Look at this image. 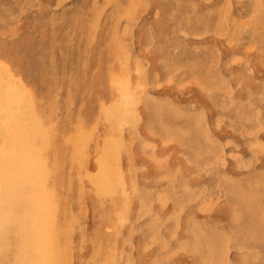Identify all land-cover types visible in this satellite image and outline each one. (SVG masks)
<instances>
[{
  "label": "rangeland",
  "instance_id": "1",
  "mask_svg": "<svg viewBox=\"0 0 264 264\" xmlns=\"http://www.w3.org/2000/svg\"><path fill=\"white\" fill-rule=\"evenodd\" d=\"M253 1L261 3L260 7L255 5L257 13L252 16V12L245 11L249 0H228L229 4L227 0H0V82L14 87L31 106L41 110L54 128L53 144L69 140L81 123L96 127L99 137L104 133L105 116L115 113L122 104L117 85L123 73L128 75L134 88L143 85L145 89L142 91L144 101L136 102L130 96L128 105L126 103L118 114L129 118L123 129V141H127L128 147L120 156L115 155L118 161L113 166L116 172L118 165L117 175L133 179L136 195H124L118 178L112 182L119 183L112 186L113 196L96 197L91 190L81 193L78 179L86 181L85 176L80 173L78 177L74 173L72 178L70 170L68 172L71 158L62 161L61 172L67 190L61 191L64 201L59 202L58 210L62 221L65 217L70 220L64 222L66 226L78 228L65 237V240H72L71 244H77L70 264H106L112 258L117 264H154L156 261V264H264V213H260L264 211V206L260 207V203L264 205V67L255 61V58H264V21H261L264 20V0ZM225 36L231 43L228 44ZM234 70L238 71L237 75ZM145 97H151V102ZM157 100L161 103L171 101V108L178 110L180 107L179 111L172 114L169 104L166 109L167 105L162 106ZM147 102L155 104L153 107L157 110L146 105ZM157 102L160 105L156 106ZM151 107L157 111L154 110V115ZM163 107L166 113L161 112ZM146 108L150 111L146 112ZM181 109L188 117L180 116ZM146 120L152 136L143 134L141 124ZM178 127H181L180 132L176 133ZM186 128L189 132H185ZM115 136L117 134L113 133L112 138ZM142 137L152 142L148 148L142 147ZM111 142L116 146V140ZM250 142L255 143L257 149ZM62 145L71 151L67 141ZM99 146L91 144L89 147L95 153ZM195 148L199 150L196 152ZM168 152L171 158H166ZM152 153L153 157L161 156L156 157L159 170L152 168L143 157ZM92 165L88 162L86 168H94ZM67 174L72 182H67ZM85 187L83 189L87 190ZM70 191L75 193L73 197L69 196ZM252 191H257L253 193L256 198ZM243 196L246 199L243 200ZM67 198L71 199L66 201ZM67 207L73 212V219L64 214L62 209L66 211ZM259 226L262 227L258 229ZM225 230H229L228 233ZM228 235L229 238L224 237ZM62 244L67 245V241ZM110 247L115 249L111 251ZM175 247L179 250L175 251ZM249 248L256 252L255 255L251 250L250 254ZM95 258H99L98 262Z\"/></svg>",
  "mask_w": 264,
  "mask_h": 264
},
{
  "label": "bare ground",
  "instance_id": "2",
  "mask_svg": "<svg viewBox=\"0 0 264 264\" xmlns=\"http://www.w3.org/2000/svg\"><path fill=\"white\" fill-rule=\"evenodd\" d=\"M256 1V0H255ZM177 2V1H176ZM217 2V1H216ZM246 2V1H245ZM222 3V2H221ZM220 3V4H221ZM224 3V2H223ZM228 3V0H227ZM226 3V5H227ZM261 3V2H260ZM260 3H254L253 0H249V4H248V9L245 10L248 13H251L252 16L257 13L256 12V8H257V4L260 7ZM205 4V3H204ZM216 4V3H215ZM219 4V5H220ZM229 4V3H228ZM239 5V4H238ZM256 5V8H255ZM206 6V4H205ZM221 6V5H220ZM264 7V6H262ZM232 8V7H231ZM240 8V7H239ZM236 9V8H235ZM218 10V9H217ZM227 10V9H226ZM258 10V9H257ZM175 11V10H174ZM229 11V10H228ZM236 12V11H235ZM241 12V11H240ZM216 13V12H215ZM244 14V13H243ZM247 14V13H246ZM228 15V14H227ZM256 15V14H255ZM217 16V15H216ZM231 16H233L231 14ZM237 16V14H236ZM259 17V15L257 16ZM226 18V16H225ZM245 18V17H244ZM216 19V18H215ZM231 19V17H230ZM239 19V18H238ZM249 19V17L247 18ZM251 19V18H250ZM258 21V18H256ZM232 21V20H231ZM264 21V20H261ZM236 22V21H235ZM234 22V23H235ZM215 23V22H214ZM222 23V22H221ZM223 23H225V21H223ZM252 23V22H251ZM257 23V22H256ZM226 24V23H225ZM223 24V25H225ZM246 24V23H245ZM258 24V23H257ZM260 24V23H259ZM222 25V26H223ZM227 25V24H226ZM247 25V24H246ZM245 26H241V27H246ZM250 25V24H249ZM249 25L247 27H249ZM258 26V25H257ZM256 26V27H257ZM264 26V25H263ZM239 27V26H238ZM238 27H235L238 29ZM251 27V25H250ZM260 27V26H259ZM262 28V27H261ZM259 28V30L261 29ZM222 29V28H221ZM220 29V30H221ZM241 29V28H240ZM244 29V28H243ZM248 29V28H247ZM251 29V28H250ZM258 29V28H257ZM214 30V28H213ZM219 30V29H218ZM235 30V29H234ZM252 30V29H251ZM250 30V31H251ZM254 30H255V26H254ZM261 31V30H260ZM181 32H183L181 30ZM221 32H225L221 30ZM232 32V31H231ZM238 32V31H237ZM235 32V33H237ZM239 32H241L239 30ZM238 32V33H239ZM249 32V31H248ZM259 32V31H258ZM186 33V32H185ZM228 33V31H227ZM234 33V31H233ZM251 33V32H249ZM184 34V33H183ZM187 34V33H186ZM185 34V35H186ZM260 34V32L258 33ZM188 35V34H187ZM220 35V34H219ZM236 35V34H235ZM250 35V34H249ZM256 35H257V30H256ZM253 36V35H252ZM225 40L228 39L227 36H225ZM236 37V36H235ZM242 37V36H241ZM260 37V35H259ZM224 38V37H223ZM233 38V37H232ZM231 38V39H232ZM239 38L240 37H236ZM263 38V37H261ZM260 38V39H261ZM243 39V38H242ZM251 38H249L250 40ZM259 39V38H258ZM234 40V38L232 39ZM247 40V39H246ZM249 40H248V45H249ZM227 41V40H226ZM235 42H237L236 40H234ZM233 41V42H234ZM208 42V41H207ZM211 42V41H210ZM222 42L219 41V43ZM228 42V41H227ZM226 43V42H225ZM231 42H228V44ZM237 44V43H236ZM235 44V45H236ZM253 44V43H252ZM241 45V44H240ZM251 45V42H250ZM253 46V45H252ZM251 46V47H252ZM225 47V46H224ZM241 47V46H240ZM245 47V46H244ZM217 48V47H216ZM231 48V47H230ZM239 48V47H238ZM176 49V48H175ZM257 49V48H256ZM259 49V48H258ZM219 50V49H217ZM251 50V48L249 49ZM253 50V49H252ZM259 51V50H258ZM262 51V50H261ZM219 52V51H218ZM256 52V51H255ZM243 53V52H242ZM264 53V52H263ZM221 54V53H220ZM237 54V53H236ZM235 54V55H236ZM211 55V54H210ZM234 55V54H233ZM232 55V57H233ZM257 56V55H256ZM264 56V55H263ZM220 58V57H219ZM218 58V59H219ZM229 58V57H228ZM244 58V57H243ZM130 59V58H129ZM161 59H163L161 57ZM234 59V58H233ZM242 59V58H241ZM146 61V60H145ZM232 61V59H231ZM236 61V60H235ZM256 64L257 65H263L264 67V58L261 59H256ZM230 62V61H229ZM228 62V63H229ZM197 63V62H196ZM219 63V61H218ZM217 63V64H218ZM226 63V64H228ZM231 63V62H230ZM229 63V64H230ZM236 63V62H234ZM240 63V61H239ZM245 63V62H244ZM263 63V64H262ZM204 64V62H203ZM246 64V63H245ZM120 65V64H119ZM172 65V63H171ZM208 65V64H207ZM235 65V64H234ZM218 66V65H217ZM138 67V66H137ZM210 67V66H209ZM219 68V67H218ZM229 68V67H228ZM252 68V67H251ZM257 68L259 69V67L257 66ZM166 69V67H165ZM180 69V68H179ZM142 70V69H141ZM145 70V69H144ZM178 70V69H177ZM233 70V69H232ZM248 70V69H247ZM140 71V70H139ZM236 72V70H234ZM127 73V70L125 71ZM220 72V71H219ZM238 72V71H237ZM237 72L235 73L237 75ZM240 72V71H239ZM250 72V71H249ZM130 73V72H129ZM138 73V71L136 72ZM144 73V72H143ZM173 73H175L173 71ZM178 73V72H177ZM232 73V72H231ZM132 74V73H131ZM130 74V75H131ZM146 74V73H144ZM142 74V76L144 75ZM171 74V73H170ZM169 74V75H170ZM240 74V73H239ZM124 77L121 79V81L118 83V99L120 101V103H122L120 105V107H118V109L116 110V112L110 115H106V124H107V128H104V133L99 137L98 134L99 132L97 131L96 127L92 128L93 126H88V125H84L83 123H81L80 128L76 131V133L74 135H72V137L69 138V140H62L60 143L58 144H53V139L51 140V138L53 137L54 134V128L52 126L49 125V123L47 122L46 118H44L43 113L41 112V110L38 107L35 106H31L29 104L28 99L20 94V92H18L14 87H12L11 85L7 84V83H2L0 82V148H1V155H0V264H70L72 262L73 255L75 254L76 250H77V244H71L72 240H65L66 236H69L70 231H77L78 228H76V224L72 225L75 226L74 227H70V225L66 226L64 224V222H70V220L68 221L67 217L63 218V221L61 219V212L58 210V206H59V202H63L64 198L62 196V190H67L66 186H64L65 183V178L63 177L64 174L62 175V161L65 160L67 162V158H71L69 160V164L68 166L70 167V169H68V172L70 170V176L72 178H74V175H78V177H81V174L83 176H85L86 181H84L82 178L78 179V184L80 183V186L78 187V191H80L81 193L84 191H92L93 193H95L94 195H98V196H102L105 198V196L107 197V195H112L113 193V189L112 186H114L112 183L113 179L115 181V179L118 178V180L120 181V185H121V190L123 193H125L124 195H126V193H128V197L130 196V194L132 193L136 195L138 193L137 189H136V185L133 183V179H129L126 177V179L122 176L117 175V169H118V165L116 167V172H114V165L115 162H117L118 160L115 158L120 156L123 151L126 150V148L128 147V143L127 141H123L125 139H123V129H124V124L127 125V121L129 120V118L124 114L119 116L118 114L121 113L124 110V105H126L127 102H129L128 97L132 96L133 98L136 99V102L139 101V103L143 100V94L142 91H145L143 85H140L134 88L132 86V83H130L129 81V77L127 74H124ZM199 75V74H198ZM235 75V77H236ZM139 76V74H136V77ZM159 76V75H158ZM172 76V74H171ZM191 76V75H190ZM189 76V77H190ZM194 76V75H193ZM200 76V75H199ZM198 76V77H199ZM224 76V75H223ZM128 77V78H127ZM157 77V75H156ZM167 77V76H166ZM169 77V76H168ZM245 77V76H244ZM174 81V78H172ZM195 79V78H194ZM232 79V78H231ZM198 80V79H197ZM208 80V79H207ZM242 80V79H241ZM256 80V79H255ZM156 81H158L156 79ZM181 81V80H179ZM209 81V80H208ZM240 81V79H239ZM238 81V82H239ZM245 81V80H244ZM152 80H150V84ZM176 82V81H175ZM227 82V81H226ZM209 83V82H208ZM138 84V83H137ZM147 84V83H146ZM148 84V85H150ZM174 84V83H173ZM244 84V83H243ZM157 85V83L154 84V86ZM198 85V83H197ZM200 85V83H199ZM220 85V84H219ZM232 85V84H231ZM237 85H240L239 83ZM151 86V85H150ZM152 86V87H154ZM176 86V85H175ZM183 86V85H182ZM185 86V85H184ZM209 86V85H208ZM245 86V85H244ZM248 86V85H247ZM156 87V86H155ZM189 87V86H188ZM195 87V86H194ZM199 87V86H198ZM229 87V85H228ZM146 88V87H145ZM193 88V87H192ZM200 88V87H199ZM204 88V87H203ZM217 88V87H216ZM222 88V85H221ZM238 88V87H235ZM249 88V87H248ZM263 88V87H262ZM172 89V88H171ZM177 89V87H176ZM251 89V88H250ZM264 89V88H263ZM168 90V89H167ZM228 90H230V88H228ZM249 90V89H248ZM195 91V90H193ZM217 91H219L217 89ZM226 91V89H225ZM251 91V90H250ZM148 92V91H147ZM174 92V91H173ZM197 92V91H196ZM229 92V91H228ZM198 93V92H197ZM254 93V91H253ZM147 94V93H146ZM150 94V93H148ZM230 94V93H229ZM155 95V94H154ZM231 95V94H230ZM260 95V93H259ZM151 96V94L149 95ZM154 97V96H153ZM152 97V98H153ZM178 97V95H177ZM247 97V96H246ZM245 97V98H246ZM132 98V99H133ZM146 98V97H145ZM151 97H148L146 99H148L150 101ZM156 99H159L160 97H154ZM210 98V97H209ZM213 98V96H212ZM233 100L234 97L232 95ZM231 98V99H232ZM260 98V97H259ZM131 99V100H132ZM133 99V104L135 103ZM155 99V102H156ZM166 99V98H164ZM200 99V97L198 98ZM250 99V98H249ZM152 100V99H151ZM162 100V98L160 99ZM157 100L160 102V104L162 106H166V109H168V104L171 103V101L168 102H163L162 101ZM260 100V99H259ZM144 101V100H143ZM146 101V100H145ZM154 102V100H152ZM205 101V100H204ZM151 102V101H150ZM233 102V101H232ZM192 103V102H191ZM206 103V102H205ZM242 103V101H241ZM41 106L43 108H45V104L44 102L40 103ZM137 104V103H136ZM135 104V105H136ZM151 104V103H150ZM158 102L156 103V106L160 105L158 104ZM165 104V105H164ZM128 105V103H127ZM148 105V102L147 104ZM152 105V104H151ZM148 105V106H151ZM155 105V104H154ZM152 105V107L154 106ZM170 105V109L171 110L173 108V110H175L176 107L171 108V104ZM233 106V103L231 105V107ZM48 108H50L49 105H47ZM151 107V108H152ZM144 108V107H143ZM149 108V107H147ZM146 108V112H149L150 108L147 109ZM155 108V107H153ZM152 108V109H153ZM159 108V107H158ZM164 108V107H163ZM161 109L165 111L166 113V109ZM180 108V107H179ZM179 108L176 111H168L172 114H174L175 112L179 111ZM210 108V107H209ZM234 108V107H232ZM151 111H153V115H154V110L153 109ZM201 109V108H200ZM145 110V109H144ZM157 110V109H156ZM155 110V111H156ZM204 110V107H203ZM235 110V109H234ZM159 111V109H158ZM182 111V109H181ZM206 111V110H205ZM145 112V113H146ZM157 112V111H156ZM160 112V111H159ZM184 111H182L181 115H185L183 114ZM125 113V112H124ZM186 113V112H185ZM212 113V112H211ZM188 114V113H187ZM187 114L185 115V117L187 116ZM228 114V113H227ZM176 115V113H175ZM241 115V114H240ZM120 118H119V117ZM132 116V115H131ZM129 115V117H131ZM148 116V114H147ZM159 117H161V114L158 115ZM158 116H155L158 118ZM174 116V115H173ZM218 116V115H217ZM227 116V115H226ZM134 117V116H133ZM154 117V116H153ZM188 117V116H187ZM241 117V116H240ZM261 117V116H260ZM163 118V117H162ZM226 118V117H225ZM134 119V118H133ZM148 119V118H147ZM221 119V118H220ZM220 119H218V121L220 122ZM259 119V118H258ZM261 119V118H260ZM160 120V119H159ZM224 120V119H223ZM87 121V120H86ZM161 121V120H160ZM165 120L163 119V122ZM201 121V120H200ZM263 121V119H262ZM135 121L132 120V123H134ZM166 122V121H165ZM164 122V123H165ZM242 122V121H241ZM261 122V121H260ZM131 123V121H130ZM162 123V122H161ZM243 123V122H242ZM241 123V124H242ZM90 124V123H89ZM94 124V123H93ZM159 124V123H158ZM163 124V123H162ZM173 124V123H172ZM244 124V123H243ZM95 125L96 122H95ZM94 125V126H95ZM133 126V124H131ZM149 125L150 123L146 121H144L141 124L142 127V131L144 135H150L152 136V133L150 132L149 129ZM170 125V124H166ZM260 125V124H259ZM257 125V126H259ZM109 126V127H108ZM130 126V125H129ZM130 126V127H132ZM165 126V125H164ZM164 126H161L163 129ZM176 126V125H175ZM213 126V125H212ZM243 126V125H241ZM254 125V127H257ZM151 127V126H150ZM235 127V126H233ZM232 127V128H233ZM260 127V126H259ZM168 128L170 129V127H167L166 129L168 130ZM177 128V126L175 127ZM181 128V127H180ZM180 128L178 127L177 132H180ZM185 128V127H184ZM152 129V128H151ZM189 132V129L186 128ZM206 129V127H205ZM252 129L249 127V130ZM255 129V128H254ZM253 129V130H254ZM264 129V127H263ZM203 130V129H201ZM217 130V129H216ZM166 131V130H165ZM171 131V130H170ZM170 131H168V134L170 133ZM174 131V132H175ZM241 131V130H240ZM261 131V130H260ZM173 132V130H172ZM207 132V131H206ZM116 133L117 136L112 138V134ZM175 133V134H176ZM203 133V132H202ZM230 133V132H229ZM258 133V132H257ZM171 134V133H170ZM169 134V135H170ZM184 136H186V134L181 133ZM180 134V135H181ZM190 134V133H189ZM255 134V133H254ZM173 135V134H172ZM209 135V134H208ZM258 135V134H257ZM155 136V135H154ZM171 136V135H170ZM170 136H168L167 138L170 139ZM175 136V135H174ZM179 136V134L177 135ZM176 136V137H177ZM138 137V136H137ZM140 137V136H139ZM203 137V136H202ZM208 136H206L207 139ZM256 137V136H255ZM259 137H261L259 135ZM166 138V137H165ZM164 138V139H165ZM174 138V137H172ZM178 138V137H177ZM210 137H208L209 139ZM144 141L141 142L142 147H147L149 145L152 144V142H150L149 138H143ZM176 139V138H175ZM184 139V138H183ZM212 139V137H211ZM223 139V138H222ZM252 139V138H249ZM111 140H116L117 142L115 143L116 146L111 142ZM127 140V138H126ZM128 140H136V139H128ZM161 140V139H160ZM173 140V139H172ZM181 140V139H180ZM179 140V141H180ZM64 141H67L68 144L71 145V151L69 152L67 149L63 148V143ZM175 141V140H174ZM173 141V142H174ZM178 141V142H179ZM184 141V140H183ZM212 141V140H211ZM248 141V140H247ZM250 141V140H249ZM161 142V141H160ZM252 142V141H251ZM250 142V145L252 144ZM135 143V142H134ZM180 143V142H179ZM183 143V142H182ZM94 144L96 146H99V149L94 153V151H92L90 149V145ZM181 144V143H180ZM255 144V143H254ZM252 144V146L254 147L255 145ZM135 145V144H134ZM248 144V146H250ZM164 146H168L166 144H164ZM69 147V146H68ZM136 147V146H135ZM148 148V147H147ZM255 149H257L256 147H254ZM197 149V148H195ZM252 149V148H251ZM254 149V150H255ZM199 149L196 150V152ZM140 151V150H139ZM61 152V153H60ZM153 152V151H152ZM166 152V151H165ZM144 153V152H143ZM169 153V152H168ZM172 153V152H171ZM234 153V152H233ZM182 154V153H181ZM241 154V153H240ZM149 156V157H148ZM143 155V157H145V159L150 163V166L156 167V157H161L159 156H154L153 157V153L152 155ZM173 156V155H172ZM171 158V154H166V158ZM157 158V159H158ZM257 158V157H256ZM116 159V160H115ZM160 160V159H159ZM76 161V162H75ZM144 161V160H143ZM88 162L91 163L92 162V166L94 168L88 170L86 168V166H88ZM159 162V161H158ZM157 162V165H158ZM243 162V161H242ZM169 163V162H168ZM205 163V162H204ZM73 164V165H72ZM120 164V163H117ZM146 164V163H145ZM149 166V165H148ZM158 167V166H157ZM159 170V168H157ZM209 167V165H208ZM202 168L204 169L205 167L202 166ZM211 168V167H210ZM254 168V167H253ZM206 169V168H205ZM208 169V168H207ZM78 170V173H76ZM84 170V172L82 173L81 171ZM113 170V171H112ZM119 170V169H118ZM128 170V169H127ZM132 170V169H130ZM211 170V169H209ZM216 170V169H215ZM161 171V170H160ZM65 172V171H64ZM134 172V171H133ZM132 172V173H133ZM152 172V171H151ZM211 172V171H210ZM214 172V171H213ZM75 173V174H74ZM81 173V174H80ZM122 173V172H121ZM129 173V172H127ZM135 173V172H134ZM228 173V172H227ZM69 174V173H68ZM67 178H69V175ZM74 174V175H72ZM119 174V173H118ZM159 174V172H158ZM216 174V172H215ZM136 174H134L135 176ZM170 175V174H169ZM168 175V176H169ZM176 175V174H175ZM224 175V174H223ZM230 175V174H229ZM65 176V177H66ZM153 176V175H152ZM165 176V175H163ZM231 176V175H230ZM76 177V178H78ZM120 177H122L120 179ZM131 177V175L129 176ZM133 177V176H132ZM154 177V176H153ZM158 177V176H157ZM154 177V178H157ZM72 178H69V180L67 182H70L72 180ZM136 178V176H135ZM147 178V177H146ZM161 178V177H160ZM174 178V177H173ZM172 178V179H173ZM176 179V178H175ZM189 179V178H188ZM245 180V178H244ZM84 181V182H83ZM118 181V182H119ZM135 181V180H134ZM218 181V180H217ZM233 181V180H232ZM72 182V181H71ZM117 182V180H116ZM175 182V181H174ZM263 182V181H262ZM85 183V184H84ZM253 183V182H252ZM119 184V183H118ZM115 184V185H118ZM207 185V183H206ZM223 185V184H222ZM262 185V184H259ZM70 186V183L67 184V187ZM75 186V185H73ZM87 186V190L86 187ZM211 186V185H210ZM218 186V185H217ZM233 186V185H232ZM72 187V186H71ZM83 187L85 189H83ZM220 187V186H219ZM259 187V186H258ZM114 188V187H113ZM115 188H117L115 186ZM114 188V190H116ZM223 188V187H222ZM234 188V187H233ZM232 188V189H233ZM72 189V188H71ZM152 189V188H151ZM255 189V188H253ZM252 189V190H253ZM244 190V189H243ZM72 191V190H71ZM69 193V196L72 195L73 192ZM90 191V192H91ZM120 191V190H119ZM150 191V190H149ZM208 191V190H207ZM210 191V189H209ZM246 191V190H245ZM69 192V191H68ZM75 192V191H74ZM116 192V191H115ZM114 192V193H115ZM166 192V191H164ZM211 192V191H210ZM67 192H65L66 194ZM118 193V192H117ZM121 193V192H120ZM205 193V192H204ZM256 193L257 191L254 192L252 191V194ZM64 194V195H65ZM75 194V193H73ZM245 194V193H243ZM254 195V198H256ZM79 195V194H78ZM116 195V194H115ZM156 195V194H155ZM162 195V194H161ZM209 195V194H208ZM213 195V194H212ZM96 196V197H98ZM113 196V195H112ZM121 196V195H120ZM123 196V194H122ZM166 196V195H165ZM207 196V195H206ZM245 196V195H244ZM243 196V197H244ZM248 196V195H247ZM251 196V195H250ZM250 196L249 199H250ZM75 197V196H74ZM126 197V196H125ZM126 197V199L129 200V198ZM158 197V196H157ZM163 197V196H162ZM63 198V199H62ZM66 198V196H65ZM102 198V199H104ZM114 198V197H112ZM120 198V197H119ZM131 198V197H130ZM134 198V197H133ZM159 198V197H158ZM212 198V197H211ZM221 198V197H220ZM68 199L71 198H67L66 201H68ZM73 199V198H72ZM95 199V198H94ZM111 199V197H110ZM109 199V200H110ZM160 199V198H159ZM166 200V198H163ZM162 199V200H163ZM246 199V197L243 198V200ZM253 199V198H252ZM250 199V200H252ZM79 200V198H78ZM101 200V198L99 199V201ZM115 200V199H114ZM113 200V201H114ZM117 200V197H116ZM115 200V201H116ZM127 200V201H128ZM161 200V201H162ZM219 200V199H218ZM258 201V199H256ZM72 202V200H70ZM74 201V200H73ZM103 201V200H101ZM100 201L101 204H103ZM112 201V202H113ZM121 201V200H120ZM125 201V200H124ZM123 201V202H124ZM169 201V199H168ZM237 201V200H236ZM76 202V201H75ZM235 202V201H234ZM233 202V204H235ZM261 202V200L259 201ZM259 202H257L259 204ZM98 203V202H97ZM122 203V202H121ZM126 203V202H124ZM134 203V200H133ZM169 203V202H168ZM100 204V207H101ZM65 205H67L65 203ZM124 205V204H123ZM179 205V204H178ZM232 205V204H231ZM248 205V204H245ZM251 205V204H250ZM64 206V205H63ZM129 207V205H127ZM257 206V205H256ZM254 205V207H256ZM264 205L261 206L260 203V207H263ZM127 207V208H128ZM183 207V206H182ZM237 207V206H236ZM81 208V206H80ZM111 207H109L110 209ZM125 208V205L123 207V211ZM133 208V207H132ZM185 207H183L184 209ZM225 208V206L223 207V209ZM247 208V207H246ZM114 209V208H113ZM130 210V207L128 208ZM237 209V208H236ZM239 209V208H238ZM243 209V208H242ZM248 209V208H247ZM251 209V208H249ZM64 210L65 215L69 214L71 216L70 219H73V212H71L70 210H68V207L65 211V208L62 209ZM178 210V208H177ZM225 210H227L225 208ZM240 210V209H239ZM258 210V209H256ZM255 210V211H256ZM259 210H261V208H259ZM263 210V209H262ZM261 210V214L262 212L264 213V211ZM176 211V210H175ZM233 211V210H232ZM231 211V213H232ZM252 211V210H251ZM253 211V212H255ZM102 212H105L104 210ZM122 212V209H121ZM126 212V211H125ZM128 212V211H127ZM179 212H182V210ZM178 212V213H179ZM234 212V211H233ZM241 212V211H240ZM77 213V212H76ZM177 213V212H176ZM177 213V214H178ZM230 213V214H231ZM252 213V212H251ZM259 213V214H260ZM75 214V212H74ZM78 214V213H77ZM129 214V213H128ZM171 214V213H170ZM176 214V215H177ZM240 213H238L239 215ZM253 214V213H252ZM155 215V214H154ZM153 215V216H154ZM179 215V214H178ZM231 215H235L234 213ZM241 215V214H240ZM75 216V215H74ZM82 216V215H81ZM124 216V214H123ZM152 216V215H151ZM169 216V214H168ZM180 216V215H179ZM184 216V215H183ZM252 216V215H251ZM98 217V216H97ZM235 217V216H233ZM240 217V216H239ZM237 217V218H239ZM263 217V216H261ZM127 218V216L125 217ZM226 218V217H225ZM236 218V219H237ZM255 218V217H253ZM67 220V221H64ZM119 219V218H117ZM128 219V218H127ZM126 219V220H127ZM177 222L179 223V218H177ZM232 219V218H230ZM235 219V218H233ZM252 219V218H251ZM260 219V217H259ZM110 220V219H109ZM239 220V219H238ZM237 220V221H238ZM254 220V219H253ZM72 221V220H71ZM157 221V220H156ZM233 221V220H232ZM235 221V220H234ZM256 221V220H255ZM231 222V221H230ZM113 223V222H112ZM194 223V222H193ZM257 223V222H255ZM71 224V223H70ZM108 224V223H107ZM156 224V223H155ZM180 224V223H179ZM178 224V225H179ZM264 224V223H263ZM255 225V224H254ZM258 225V224H257ZM178 227V226H176ZM230 227V226H229ZM237 226V229H239ZM262 227V226H261ZM259 226L258 229L261 228ZM70 228L72 230H70ZM242 228V227H241ZM257 229V230H258ZM80 230V229H79ZM227 230V229H226ZM225 230V231H226ZM250 230V229H249ZM229 231V230H228ZM228 231H226L228 233ZM232 231V230H231ZM239 231V230H238ZM256 231V230H255ZM253 231V232H255ZM222 233L224 231H221ZM240 232V231H239ZM250 232V231H248ZM258 235H263L260 233H258L259 231H256ZM84 233V232H83ZM115 233V232H114ZM232 233V232H231ZM251 233V232H250ZM74 234V233H73ZM119 234V232H118ZM117 234V235H118ZM131 234V233H130ZM220 234V233H219ZM226 235V234H225ZM232 235L233 234H229ZM228 236H224V237H228ZM235 235V234H234ZM252 235V233H251ZM82 236V235H81ZM236 236V235H235ZM72 237V236H71ZM219 237V236H218ZM221 237V236H220ZM219 237V238H220ZM223 237V236H222ZM262 237V236H261ZM68 238V237H67ZM82 238V237H81ZM195 239V238H194ZM205 239V238H204ZM229 241V239H227ZM67 241V245L66 244H62L65 243ZM183 241H185L183 239ZM219 241V240H218ZM244 240H242L243 242ZM261 241V240H260ZM82 242V241H81ZM220 242V241H219ZM218 242V243H219ZM113 243V242H112ZM184 244V242H182ZM187 243V242H186ZM224 243H226L224 241ZM240 244H242L241 242H239ZM124 244V243H123ZM167 244V243H166ZM164 244V245H166ZM181 244V243H180ZM209 244V243H208ZM221 244V243H220ZM182 245V244H181ZM185 245V244H184ZM197 245V244H196ZM211 245V244H210ZM219 245V244H218ZM222 245V244H221ZM220 245V246H221ZM238 245V244H236ZM67 246V247H66ZM81 246V245H80ZM183 246V245H182ZM182 246L179 249H182ZM192 246H195L192 245ZM223 246V245H222ZM240 246V245H238ZM245 246V245H244ZM252 246V245H251ZM82 247V246H81ZM113 247H115V245H113ZM178 247V246H177ZM177 247H175V251L176 249H178ZM216 247V246H215ZM250 247V246H249ZM71 248V249H70ZM111 248V247H110ZM196 248V246H195ZM220 248V247H219ZM234 248L236 249V247L234 246ZM242 248H246L243 247ZM258 248V247H257ZM80 249V247H79ZM112 249L115 248H111ZM178 249V250H179ZM186 249V248H185ZM184 249V250H185ZM194 249V248H193ZM239 249V248H238ZM241 249V248H240ZM96 250V249H95ZM177 250V251H178ZM198 250V248H197ZM210 250V249H209ZM250 248H249V252H250ZM99 251V250H98ZM96 253H99V252ZM110 251V252H111ZM115 251V250H114ZM121 251V250H120ZM208 253V250H206ZM215 251H218L215 249ZM222 251V250H221ZM224 251V250H223ZM244 251L241 249V252ZM101 252V251H100ZM214 252V251H213ZM239 252V253H241ZM251 252H253V250H251ZM250 252V254H251ZM255 252V251H254ZM253 252V254H254ZM261 252V251H260ZM115 253V252H114ZM180 253V252H179ZM227 253V252H226ZM247 252L245 251V254ZM256 253V252H255ZM103 254V252H102ZM107 254V253H105ZM169 254V253H168ZM171 254V253H170ZM169 254V255H170ZM176 254V253H175ZM206 254V253H205ZM212 254V253H211ZM252 254V256H254ZM96 255H100V254H95ZM104 255V254H103ZM109 255H111V253H109ZM108 255V256H109ZM260 254H258L259 256ZM92 256V255H91ZM102 256V255H101ZM100 256V257H101ZM115 256V255H114ZM241 256V255H240ZM245 256V255H244ZM250 256V257H252ZM110 257V256H109ZM129 257V256H128ZM156 257V256H155ZM207 257V255H206ZM234 257V256H233ZM246 257V256H245ZM248 257V256H247ZM97 258V257H96ZM95 258V259H96ZM103 258H106L103 257ZM168 258V257H167ZM201 258V257H200ZM204 258V257H203ZM253 258V257H252ZM99 259V258H98ZM98 259H96L98 262ZM102 259V258H100ZM130 259V258H128ZM157 259V258H156ZM206 259V258H205ZM204 259V260H205ZM230 259V258H229ZM243 260L245 258H242ZM115 259H110L106 264H117L116 262H114ZM117 260V259H116ZM127 260V259H126ZM125 260V261H126ZM159 260V259H158ZM194 260V259H193ZM202 260V258H201ZM211 260V259H210ZM209 260V261H210ZM228 260V258L226 259ZM246 260V259H245ZM248 260V259H247ZM93 261V260H92ZM106 261V260H105ZM128 261V260H127ZM156 261V260H155ZM207 261V260H205ZM225 261V260H224ZM229 261V260H228ZM249 261V260H248ZM251 261V259H250ZM255 261V260H254ZM94 262V261H93ZM160 262V261H159ZM202 262V261H201ZM253 262V261H252ZM95 263V262H94ZM126 263V262H125ZM157 263V261H156ZM154 263V264H156ZM205 264V262H203ZM209 263V262H207ZM229 263V262H228ZM128 264V263H126ZM132 264V263H131ZM162 264V263H161ZM197 264V262H196ZM199 264V263H198ZM202 264V263H201Z\"/></svg>",
  "mask_w": 264,
  "mask_h": 264
}]
</instances>
